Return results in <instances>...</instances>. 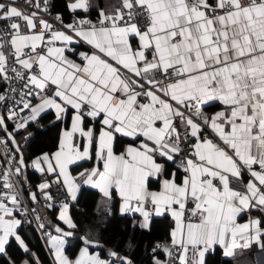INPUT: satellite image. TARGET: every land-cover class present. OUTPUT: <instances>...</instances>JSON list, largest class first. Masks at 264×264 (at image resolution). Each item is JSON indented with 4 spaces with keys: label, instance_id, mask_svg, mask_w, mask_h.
Masks as SVG:
<instances>
[{
    "label": "snow or ice",
    "instance_id": "6c2138e0",
    "mask_svg": "<svg viewBox=\"0 0 264 264\" xmlns=\"http://www.w3.org/2000/svg\"><path fill=\"white\" fill-rule=\"evenodd\" d=\"M42 3L25 0L30 10L24 11L16 0H0V82L8 85L0 102L11 103L7 120L23 121L14 131L47 111L57 121L71 111L57 150L31 162L48 177L37 185L45 199L54 202L53 185L76 199L79 185L70 166L94 153L103 167L80 172L83 184L108 199L115 190L120 213L139 214L142 228L153 216L174 222L164 248L168 260L154 264H208L217 248L231 259L253 245L264 251V0H120L115 7L72 0L71 11L98 10V16L71 23L60 14L49 22L40 14L48 0ZM74 40L93 49L80 52V62L67 54ZM216 104L220 110L207 114L205 106ZM0 130L19 156L0 170V254L10 237L27 253L18 234L25 221L14 215L28 213L15 180L25 158L2 115ZM118 137L144 139L117 152ZM152 179L158 190L150 189ZM233 183L243 184V191ZM68 207L61 203L58 219L75 229ZM245 214L248 219L238 222ZM54 231L46 235L55 264H133L111 249L109 260L90 253L94 242L87 237L69 259L65 245L72 232Z\"/></svg>",
    "mask_w": 264,
    "mask_h": 264
},
{
    "label": "trees",
    "instance_id": "16d2710c",
    "mask_svg": "<svg viewBox=\"0 0 264 264\" xmlns=\"http://www.w3.org/2000/svg\"><path fill=\"white\" fill-rule=\"evenodd\" d=\"M65 2L66 0H54L53 6L67 20L71 17V13L65 8ZM93 12H96V10L90 9V13ZM1 86L2 82H0V88ZM51 118H54L52 111L42 113L38 117L37 122L29 123L21 131L20 136L22 134L25 136L18 143H20V147L26 153V157L41 152H48L57 146L59 131L61 126L66 124V118L62 121L55 120L53 123H48V120ZM16 156L18 157L17 154ZM81 164L82 162L77 165H72L71 169L75 170ZM26 174L29 179H32L34 177L31 176L35 172L29 170ZM98 194L97 190L83 186L77 198L69 202L68 212L70 218L76 224V228L71 229V242L67 244L65 249L67 254L69 256L76 254L79 246L82 244L80 238L84 231L83 228L87 224L100 222L98 241L104 247L95 246L100 256L113 259L108 256V252L111 249L122 256H127L132 260L133 264H153V255L159 256L161 252L157 250L154 253H150L149 248L153 239L168 238L169 228L172 224L168 216L152 217L149 227L144 229L136 223V215L118 213L116 199L112 201L108 213L97 210L96 203ZM46 207L41 205L38 208L45 225L51 226L56 223L63 225L55 216L54 210ZM18 234L24 239L29 251L27 253L24 252L18 246L15 238L10 237L6 245V253L0 254V264H22L24 260H28L30 264H36L37 260L39 264H55L49 249L45 246L31 223L21 224L18 228ZM216 251L217 254L215 257L208 258V264H235L233 259L223 257L219 248Z\"/></svg>",
    "mask_w": 264,
    "mask_h": 264
},
{
    "label": "crops",
    "instance_id": "0c3cea01",
    "mask_svg": "<svg viewBox=\"0 0 264 264\" xmlns=\"http://www.w3.org/2000/svg\"><path fill=\"white\" fill-rule=\"evenodd\" d=\"M54 2V0H53ZM72 0H66L65 2V8L67 9V11H69L71 13V15H81V16H85V15H94V14H98V10H96V12H93V13H90V10L89 12H83L82 10H78L76 12H73L71 11L69 8H68V4L71 3ZM91 3L93 5L95 4H99L100 7H115V6H119V3H120V0H91ZM135 43V41L133 42ZM70 47H73V50L69 51L67 54L70 56V58L72 59H75L77 60V62H80L79 60V53L80 52H88V53H91L93 51V49L91 48V46L83 43L82 41L81 42H77L76 40H74L72 42V44L70 45ZM38 102V98H35V100L33 101V103H37ZM222 106L219 105V104H216V105H213V106H205L204 110L206 111L207 114L211 115L213 113H215L216 111H219L220 108ZM7 111L8 110H3L1 112L0 115L4 116L5 119H6V125H7V130L8 132H13L14 134V138L15 140L17 141V144L19 145L20 143L19 140H21L22 138L24 139V136L25 135H21L20 136V133L21 131L24 129H19V130H15V123L16 122H23V121H20L19 120V116L17 117V120H7ZM52 113L54 114V111H52ZM27 113H25L24 115H26ZM54 118H55V115H54ZM65 118H66V124H63L60 128V130L64 127H70V124H71V111H69L66 115H65ZM64 118V119H65ZM38 119V118H37ZM62 119V120H64ZM61 120V121H62ZM34 122V121H32ZM37 122V120L35 121ZM31 123V122H29ZM97 129L100 127L99 125V122H95V125H94ZM159 126V125H158ZM0 134L5 136L7 138V133H5L3 130H0ZM59 134H60V131H59ZM28 138V137H27ZM58 139H59V135H58ZM144 138L143 137H139V138H136V139H133L131 137H118L117 138V142H116V151L119 152L123 149L124 146L128 145V144H131L133 146H138L140 144V142L143 140ZM11 143V141H9ZM22 142V141H21ZM20 147V145H19ZM57 147H58V142H57V146L48 151L47 153H52V152H55L57 150ZM20 150L21 152L23 153L24 155V158H25V164H26V167L24 169H22V173H21V176L20 177H16V180L24 186V191H23V197L25 198V200L29 203H32L34 204L37 208L41 207V204L37 199L36 200H32L31 199V193H35L37 194L40 190L38 189L37 185L40 184L42 181H44L45 179H48V177H41L40 175L43 174V173H40L38 170L34 169L32 166H31V162L33 160V158L37 155H40L42 153H45V152H41V153H38L36 155H32V156H28L26 157V153L24 152L23 148L20 147ZM18 155V154H17ZM19 158V156L17 157ZM80 163V162H79ZM94 166H98L102 169L103 165H102V162H99L95 159V156H94V153H93V158L89 161H83L82 164L77 167L75 170L71 169V166H70V169L69 171L71 172V174L77 178L76 182L77 184L79 185V188L76 190V198L79 194V191L81 189V187L83 186H87V187H90V188H93L91 187L90 185H85L82 183L81 179L79 178V173L84 171L85 169H90L91 167H94ZM46 167V166H45ZM173 166H170L169 167V172L172 170ZM34 171L35 174H33L31 177H34L32 179H29L26 172L27 171ZM182 176H183V173L182 172H177V178H178V182L180 179H182ZM165 177H160V179H164ZM247 176H245V182L247 180ZM149 187L151 190H158L159 188V183L156 179H152L150 180L149 182ZM95 189V188H93ZM98 191V199H97V203H96V209L97 210H100V211H103L105 213H108L110 211V208H111V203L114 199L117 200V204H116V209L118 211L119 214L120 213V204H121V201H120V198L118 196V194L115 192V190H112V196H111V199H108V198H105L103 196V194L98 190V189H95ZM41 192V191H40ZM75 200V199H74ZM61 201H66L69 202L70 201H73L72 197L69 195V198L68 200H59V201H56V202H53L54 203V206L51 207L54 212H55V216L58 218L59 216V212H60V202ZM49 204H45L43 206H47L46 208H49L48 207ZM45 208V209H46ZM39 210V209H38ZM40 213V211H39ZM253 216H256V215H261L260 213H257V212H252L251 213ZM14 215L17 217V215L14 213ZM41 215V214H40ZM68 215H69V212H68ZM137 219H136V223L140 226V223H141V220L142 218L139 216V214H135ZM42 216V215H41ZM70 216V215H69ZM168 216V215H166ZM153 217H157V216H153ZM18 218V217H17ZM168 218L171 220L172 224H171V227L173 226V221L171 219L170 216H168ZM43 219V217H42ZM248 219V214H245L243 216H241L238 220V222L240 223H243L245 222L246 220ZM61 223H63V225H58L57 223L54 224V225H51V226H46L45 227V230H46V233H51L52 235H56L54 229L56 226H59L61 227L64 231L68 232L70 231L71 232V228L68 227L67 224H65L63 221L59 220ZM43 223L45 224L44 222V219H43ZM150 224V222H149ZM101 225L100 222H94V223H91V224H87L83 229V234L81 235V237H87L89 240L93 241L94 243L92 245H89V251L90 253L94 254V255H99L98 253V250L95 249V246L96 247H104L99 241H98V233H99V226ZM34 226V225H33ZM171 227L169 228V232H170V229ZM35 228V226H34ZM36 229V228H35ZM145 229V228H144ZM36 231L38 232L41 240L43 241V243L45 244V246L49 249L52 257H53V260L55 262V259H54V256H53V250H51V246L47 243V240H44V238L41 236V233L36 229ZM14 238V237H13ZM10 239V238H9ZM70 239V240H69ZM162 239V238H161ZM69 240V241H68ZM163 241V247L160 249V252H161V255H153L152 257V262L154 264V261L155 260H161V261H165V260H168V257L164 251V248L165 246H167L168 244H170V238H169V233H168V238L165 239L163 238L162 239ZM71 242V236L70 237H67L66 238V245H65V249H66V246L68 243ZM26 244V243H25ZM83 241H82V244L79 246V249L78 251L76 252V254L74 256H69L67 254V252L65 251V255H67L69 257V259H72L74 260L78 254H79V251H80V248L83 247ZM93 247V248H92ZM23 250V249H22ZM243 253V255H240V253ZM222 253V252H221ZM100 256V255H99ZM102 259H105V260H109L108 258H105V257H102L100 256ZM235 264H264V251L260 250L257 246L253 245L251 249L249 250H244V249H237V255L236 257L233 259ZM23 262V261H22Z\"/></svg>",
    "mask_w": 264,
    "mask_h": 264
},
{
    "label": "built area",
    "instance_id": "2783aa9c",
    "mask_svg": "<svg viewBox=\"0 0 264 264\" xmlns=\"http://www.w3.org/2000/svg\"><path fill=\"white\" fill-rule=\"evenodd\" d=\"M16 6L20 7L24 11H29L30 10V9H28L25 6V0H16ZM41 7L42 8L44 7V5L42 3V0H41ZM32 10H34V9H32ZM40 14L44 18L48 19L49 22H54V18H55V16L57 14H60L62 16V14L59 11L54 9L53 0H48L47 11H42ZM97 16H98V14H95L94 16H90V15H85V16L74 15L73 16V15H71V17L69 19H67V20L64 19L63 16H62V18H63V21L65 23H71L74 19H84V18H87V19H89V20H91L93 22H96ZM54 27L59 28L60 25L58 23H54ZM36 31L40 32V31H43V29L38 27L36 29ZM69 48H70L71 51L73 50V47L69 46ZM18 83L19 82H17V84ZM17 84H13L12 86L16 87ZM7 87H8V85L4 84L2 82V86L0 88V94H4L3 90L5 88H7ZM7 95L9 96V100H11V96L13 94L12 93H7ZM35 98L36 97L32 98V102L35 100ZM10 106H11L10 102L9 103L0 102V114H1V112L3 110H8V108ZM55 120H56L55 118H51V119L48 120V123H53ZM0 139L5 141V143L0 144V170H4V169H6L8 167H13L11 165H7L6 164V161L9 159V157H14L16 159H18V158H17L16 153H15V146H13L9 142V140H7V138L5 136L1 135V134H0ZM185 147H189V145H185ZM179 172H182V171H179ZM40 176L41 177H47L45 174H41ZM15 180H16V177H15ZM232 186L234 188H237V189L243 191V184H235V183H233ZM16 191L19 193V198L21 200V208L22 209L23 208H27L28 209V213L24 217H21L20 213H15V214L17 215L18 218H21L22 220L25 221L22 224L31 223L32 225H34L35 228L41 233V236L44 238V240H47V235H46L45 228L42 230V229H40L38 227L39 223H43L42 216L40 215V213L38 211V208L34 204L29 203V202H27L25 200V198L23 197L24 186L21 185L18 181H17V185H16ZM50 192H51V195H53V197L55 198L54 202L59 201V200H68V198H69V195L66 194V191L63 188H59L58 189V187L56 185L52 186V188L50 189ZM36 197H37V200L43 205L53 203L52 201L46 200L44 195H43V193L40 192V191L36 194ZM189 207H191V205H189ZM36 217H39L40 219L37 220ZM157 244L160 245L159 248H156ZM162 247H163L162 239L156 238V239L152 240L150 248H149V251H150V253H154V251H153L154 248H156V251H157V250H160Z\"/></svg>",
    "mask_w": 264,
    "mask_h": 264
},
{
    "label": "rangeland",
    "instance_id": "374dc122",
    "mask_svg": "<svg viewBox=\"0 0 264 264\" xmlns=\"http://www.w3.org/2000/svg\"><path fill=\"white\" fill-rule=\"evenodd\" d=\"M43 154V153H42ZM41 155V154H40ZM38 156V155H37ZM36 157V156H35ZM35 157L33 158V159H35ZM66 201H61L60 202V205H61V203H65ZM66 203H68V202H66ZM67 214H68V211H67ZM69 216V215H68Z\"/></svg>",
    "mask_w": 264,
    "mask_h": 264
}]
</instances>
